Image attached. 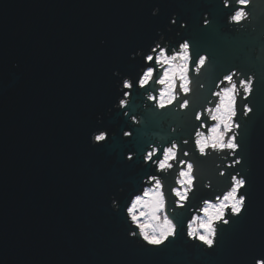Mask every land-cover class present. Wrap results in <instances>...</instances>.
Segmentation results:
<instances>
[{
  "label": "water",
  "instance_id": "water-1",
  "mask_svg": "<svg viewBox=\"0 0 264 264\" xmlns=\"http://www.w3.org/2000/svg\"><path fill=\"white\" fill-rule=\"evenodd\" d=\"M141 2L0 0V264H142L106 216L101 193L113 179L114 163L91 151L83 135L105 111L110 67L122 45L146 35L144 13L136 7ZM256 4L238 31L228 24L222 29L251 35L246 45L252 48L264 43V0ZM164 41L172 52L170 40ZM256 107L253 208L239 234L225 240L221 264L264 238V90ZM145 110L138 100L139 121ZM113 116L122 128L128 122L139 127L130 116ZM170 118L178 122L175 114ZM161 127L167 129V122ZM133 131L129 151L139 152L149 138L162 146L152 119ZM121 175L131 179L135 173ZM210 198L201 196L189 215L201 214L200 201Z\"/></svg>",
  "mask_w": 264,
  "mask_h": 264
},
{
  "label": "snow or ice",
  "instance_id": "snow-or-ice-1",
  "mask_svg": "<svg viewBox=\"0 0 264 264\" xmlns=\"http://www.w3.org/2000/svg\"><path fill=\"white\" fill-rule=\"evenodd\" d=\"M251 2L142 0L136 7L144 13L146 35L124 43L112 61L105 111L98 114L100 119L96 116L85 127L83 135L91 151L111 158L114 163L113 179L101 193L106 216L117 226L122 245L144 258L142 264H221L218 257L225 240L239 234L252 212L253 136L260 112L256 98L264 90V71L258 73L257 68L264 69V43L252 48L246 45L251 35L222 31L227 24L240 25L248 19ZM153 9L159 10L157 15L152 14ZM241 13L245 15L241 17ZM162 39L170 40L173 50L178 45V52L169 54L168 47L161 46ZM100 45L107 47L108 41L101 39ZM256 49L258 55H253ZM180 57H186L187 61L188 90L183 89L179 77H173L172 103L157 107L165 87L162 81L170 68L164 61L179 65ZM149 73L148 83L142 85ZM126 79L131 83H125ZM126 95L129 103L122 104ZM138 100L146 109L143 119L136 123L139 127L133 129L128 122L122 128L113 122V113L133 120ZM218 110L222 118L230 116L231 126L227 129L218 119ZM170 114H175L178 122L174 123ZM146 118L159 126L161 131L156 138L162 146L156 147L149 138L139 152L129 151L136 139L133 130H140ZM208 120L213 124L207 133L198 130ZM165 122L167 129L161 127ZM217 127L224 133L225 147L208 146L201 152L198 137L207 139ZM228 144L232 147H227ZM173 147L175 155L163 168L165 154ZM174 168L176 171H172ZM190 168L191 186L183 183ZM128 171L135 173L131 179L121 175ZM169 174L174 180L169 179ZM145 183L149 186L144 187ZM157 184L162 208L154 198ZM205 190L211 198L201 200L202 207L197 204L202 214L190 216L189 209ZM234 201L241 205L237 211L233 210ZM212 212L217 214L211 222L212 235L206 237L203 229L193 234L192 222L207 221V214ZM153 214L161 223L166 220L172 226L171 231L146 233L142 225L146 221L154 223ZM230 264H264V238L245 245Z\"/></svg>",
  "mask_w": 264,
  "mask_h": 264
},
{
  "label": "clouds",
  "instance_id": "clouds-1",
  "mask_svg": "<svg viewBox=\"0 0 264 264\" xmlns=\"http://www.w3.org/2000/svg\"><path fill=\"white\" fill-rule=\"evenodd\" d=\"M158 9H153L152 14L153 15H157L158 14ZM245 14L241 13L240 16L243 17ZM240 17H237V19H239ZM185 52L187 51L186 49L184 50ZM180 61L181 63L179 65H174L171 64L170 61L165 60L164 63H169L170 68H169V72L166 74L165 76V80L162 81V83L165 84V87L163 89V91L160 92V101L159 104L157 105V107H163L165 105H169L172 103L174 96H173V88H174V82H173V77H179L182 81V87L185 91L188 90V81H187V77H186V57H180ZM115 74V73H114ZM151 77V73H149L144 80L142 81V85H146L149 81ZM125 83L130 84L131 81L130 80H125ZM226 96L230 97V93H226ZM133 99H135V97H133ZM129 103V98L126 95L122 101V104H128ZM114 108L119 107V105H113ZM218 119H220L221 123L224 124L225 129H227L228 127H230L231 125L228 123V120L230 119V116L225 119L222 118L220 115V112L218 110ZM101 117L99 115H97V119H100ZM133 123H137L138 121L134 118L132 120ZM223 138H224V133L220 132L219 128H214L212 130V134L210 137H208L207 139H205L202 135L200 137H198L199 140V144H200V149L201 152L203 151L204 148L211 146L214 149H220L222 147H225V145L223 144ZM93 143H95V139H93L92 141ZM227 147H232L231 144H228ZM175 155V147H173L172 149H170L166 154H165V160H164V165L163 168H167L168 165V160L171 159L173 156ZM192 169L190 168L188 170L187 173L184 174V178H183V183L188 184L189 186H191L192 183V178L190 176ZM183 195V194H182ZM155 200L158 201V205L162 208L163 206V199L160 196V185L157 184L156 186V191H155ZM115 201H113V204L115 205ZM240 202L239 201H234L233 202V210L237 211L240 209ZM208 220L204 221V220H194L192 222V225L190 226V230L192 231L193 234H198V230L199 229H203L205 236L206 237H210L212 235V220L217 218V214L215 212L212 213H208ZM153 218L155 220V222H145L144 225H142V228L145 230V232H161L163 233L165 230H167L168 232L171 231L172 226L165 220L163 223H161L158 219H156L154 217L153 214Z\"/></svg>",
  "mask_w": 264,
  "mask_h": 264
},
{
  "label": "flooded vegetation",
  "instance_id": "flooded-vegetation-1",
  "mask_svg": "<svg viewBox=\"0 0 264 264\" xmlns=\"http://www.w3.org/2000/svg\"><path fill=\"white\" fill-rule=\"evenodd\" d=\"M257 1H259V0H252V2H251V4L249 5V7L251 6V8H255L256 7V3H257ZM251 17V14H249V16H248V18H250ZM248 21V19H246L245 21H243L240 25H235V24H228V25H233V27L231 28V29H234L235 31H238L240 28H242L243 27V25L246 23ZM161 46L162 47H168V43L167 42H165L164 41V39H162L161 40ZM178 49H179V47H177L175 50H173V51H177L178 52ZM172 51V52H173ZM172 52H169V54H172ZM194 86V85H193ZM157 87H159V86H157ZM135 119L137 120V121H139V118L137 117H135ZM131 122H132V119H131ZM213 124V122L211 121V120H208L207 121V124H206V126L205 127H203V128H200V129H198V130H200V131H204L205 133H207V129H208V127H210L211 125ZM132 125L133 126H138V124H136V123H133L132 122ZM182 147H188V146H186V145H182ZM151 148V147H150ZM197 155H198V153H197ZM185 159H188L187 157H185ZM174 164L176 163V162H173ZM172 171H176V169L174 168ZM157 175H162L161 173H158L157 172ZM169 176L170 177H172L171 176V174H169ZM172 179H174V178H172ZM207 195H208V193L207 192H203L202 194H201V196L202 197H207ZM201 213V212H200ZM202 214V213H201ZM196 216V215H195Z\"/></svg>",
  "mask_w": 264,
  "mask_h": 264
}]
</instances>
